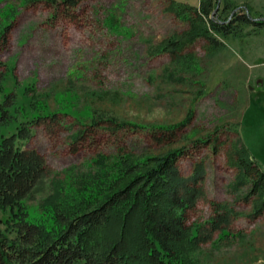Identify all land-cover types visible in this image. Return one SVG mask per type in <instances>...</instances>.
Wrapping results in <instances>:
<instances>
[{"label":"rangeland","instance_id":"374dc122","mask_svg":"<svg viewBox=\"0 0 264 264\" xmlns=\"http://www.w3.org/2000/svg\"><path fill=\"white\" fill-rule=\"evenodd\" d=\"M174 1L193 10L200 3ZM169 3L0 0V16L11 6L16 15L0 47V61L14 76L6 86L18 106L43 118L25 148L44 159L49 175L25 204L35 213L54 177L69 182L68 169L97 153L123 148L156 156L181 148L179 173L189 176L198 163L204 171V198L187 217L209 236L191 253L193 263L264 264V210L254 215V199L243 198L246 187L229 190L236 139L264 171V27L239 22L231 35L210 31L215 43L197 37L174 55L155 54L189 29ZM223 6L221 18L231 11L264 21V0H220ZM6 23L0 20V34ZM178 124L173 132L154 130ZM221 214L229 220L227 236L208 228Z\"/></svg>","mask_w":264,"mask_h":264},{"label":"trees","instance_id":"16d2710c","mask_svg":"<svg viewBox=\"0 0 264 264\" xmlns=\"http://www.w3.org/2000/svg\"><path fill=\"white\" fill-rule=\"evenodd\" d=\"M34 1L21 0L23 4ZM219 3L200 0L193 10L170 0L168 10L186 19L189 29L154 53L174 55L197 37L215 43L210 31L231 35L239 22L264 27L263 20L245 13L230 11L221 18L228 7L219 10ZM14 12L11 6L0 16L9 22L0 34V47L7 43ZM11 77L0 61V264H194L191 253L208 239L209 231L201 234L199 226L188 223L187 214L204 198V171L198 163L189 176H182L177 167L184 154L181 148L156 156L135 155L123 148L112 154L97 153L75 171L68 169L69 182L54 177L37 211L28 209L27 195L49 175L44 159L25 148L43 118L17 105L15 92L6 86ZM32 95L29 92L31 101ZM191 116L188 111L186 123ZM108 121L118 129L127 126ZM181 126L154 130L173 132ZM238 141L231 147L237 173L229 190L236 193L246 187L243 198L254 199L257 216L264 210V171ZM228 221L221 214L207 222L208 228L222 234Z\"/></svg>","mask_w":264,"mask_h":264},{"label":"flooded vegetation","instance_id":"af4514ba","mask_svg":"<svg viewBox=\"0 0 264 264\" xmlns=\"http://www.w3.org/2000/svg\"><path fill=\"white\" fill-rule=\"evenodd\" d=\"M220 4V3H219ZM224 7V6H223ZM223 9V8H222ZM219 10H221V8H219Z\"/></svg>","mask_w":264,"mask_h":264},{"label":"water","instance_id":"95a60500","mask_svg":"<svg viewBox=\"0 0 264 264\" xmlns=\"http://www.w3.org/2000/svg\"><path fill=\"white\" fill-rule=\"evenodd\" d=\"M220 1V0H219Z\"/></svg>","mask_w":264,"mask_h":264}]
</instances>
